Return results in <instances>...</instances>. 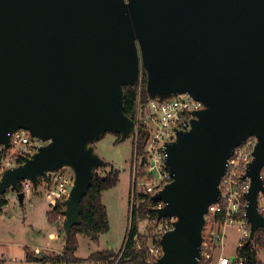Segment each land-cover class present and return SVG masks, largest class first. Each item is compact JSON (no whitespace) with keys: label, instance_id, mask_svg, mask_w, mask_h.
<instances>
[{"label":"water","instance_id":"1","mask_svg":"<svg viewBox=\"0 0 264 264\" xmlns=\"http://www.w3.org/2000/svg\"><path fill=\"white\" fill-rule=\"evenodd\" d=\"M146 73L149 100L189 94L202 102L192 127L167 145L172 182L152 199L157 221L175 218L158 264H199L209 206L235 149L257 142L245 177L253 241L264 228V0H0V145L26 130L45 144L0 178V196L37 187L69 167L63 231L80 224V203L107 161L95 144L136 134L125 86ZM148 137L147 130H139Z\"/></svg>","mask_w":264,"mask_h":264},{"label":"built area","instance_id":"2","mask_svg":"<svg viewBox=\"0 0 264 264\" xmlns=\"http://www.w3.org/2000/svg\"><path fill=\"white\" fill-rule=\"evenodd\" d=\"M202 108V102L195 100L189 94H181L165 100L156 98L148 100L146 104L138 102L135 119L137 130L135 151L131 161L130 211L134 209L136 195L153 196L172 182V175L165 164L168 157L167 145L176 140L179 131L191 129L196 112ZM139 130L148 131L147 138L142 135L145 139L142 152L138 150V134L141 133ZM256 142L255 137L248 138L235 149L228 160L226 172L220 182V200L211 204L205 215L202 256L199 264H213L219 249L220 254L215 264H247L244 258L237 254V249L247 243L250 236V223L245 216L247 204L245 195L250 189V179L245 177V174L253 159ZM44 144L42 140L31 137L30 133L23 129L12 134L8 148L0 145V178L6 169L18 167L37 151V147ZM262 179L264 182V167ZM73 185L74 173L71 168L64 167L57 172L49 173L48 179H42L37 187H34L29 180L21 181L20 191L24 193L25 200H28L32 199L33 193L42 186L37 194L45 199L46 209H51L57 202H64L67 199ZM157 203V209L165 206L164 202ZM259 211L264 215L263 194L259 196ZM175 220V218H166L157 221L155 238L151 245H148L149 264H158L163 255L161 243L158 244V241H161L162 236L173 228ZM233 225L239 227L240 239L235 253L226 255L223 253L226 231Z\"/></svg>","mask_w":264,"mask_h":264},{"label":"rangeland","instance_id":"3","mask_svg":"<svg viewBox=\"0 0 264 264\" xmlns=\"http://www.w3.org/2000/svg\"><path fill=\"white\" fill-rule=\"evenodd\" d=\"M135 135L124 141H120L117 135L107 133L95 144L97 153L110 164V167L106 171H109L112 167L119 171V182L116 186L105 190L102 194V200L107 207L109 216V230L101 234L99 241L96 243L87 236L79 235V248L76 252L77 260L73 264H103L89 261L88 258L93 253L103 250L119 251L124 244L129 229L131 161L135 151V144L133 143L135 142ZM98 170L99 173L105 174L102 169ZM42 188V186L37 188L35 193H33L34 196L31 195L33 198L24 200L23 204L20 203L14 191L10 190L4 197L0 196V201L5 198L9 203L8 206L0 207V264H37L36 262L27 261L24 246H12V243L21 240L46 242V239H48L47 230L51 231V222L48 216L50 210L46 209L45 199L43 200L41 195L37 194ZM63 221L64 218L59 219L60 223L57 224L56 222L60 230ZM138 228L141 235L148 236V244L151 245L155 238V231L158 228L157 223L145 219L139 222ZM43 233L46 234V238L43 237ZM62 239V243L65 244V239ZM239 239V227L235 225L230 226L226 231L223 253L226 255L234 254ZM38 249L36 248L31 252L36 255L57 253L51 247L46 248V250L39 249V252H37ZM219 254L220 249L215 255L213 264H215ZM258 256L261 263L264 264V250H260Z\"/></svg>","mask_w":264,"mask_h":264},{"label":"trees","instance_id":"4","mask_svg":"<svg viewBox=\"0 0 264 264\" xmlns=\"http://www.w3.org/2000/svg\"><path fill=\"white\" fill-rule=\"evenodd\" d=\"M124 90L125 113L135 120L138 102L146 104L149 100L146 92V73L142 72L140 84L125 86ZM117 137L119 140V135ZM144 141V137L139 133L138 150L140 152L144 149ZM108 167H110V164L107 162L106 166L100 168L105 174L99 173L98 169L96 170L90 189L80 203L81 222L71 229L69 237L64 234L62 225L61 230L65 239L62 252L36 255L31 250L26 249L28 262H36L37 264H73L77 260L76 252L79 248V235L87 236L96 243L99 241L100 235L109 230V216L107 207L102 200V194L105 190L117 185L119 182V171L114 167L106 171ZM0 204V207H4L8 202L3 198ZM157 205L158 203L152 199V195H136L134 209L130 211L129 229L122 248L119 251L103 250L93 253L88 260L103 264H149L148 236L145 237L140 234L138 224L145 219L157 222ZM64 209L63 202H57L49 209L48 216L51 224L64 218ZM159 243L160 241H158ZM260 250H264V228L257 230L252 242L249 244L245 243L242 247H239L237 254L244 258L247 264H262L258 256Z\"/></svg>","mask_w":264,"mask_h":264},{"label":"crops","instance_id":"5","mask_svg":"<svg viewBox=\"0 0 264 264\" xmlns=\"http://www.w3.org/2000/svg\"><path fill=\"white\" fill-rule=\"evenodd\" d=\"M8 204L6 206H8ZM58 223H60V222L58 221L57 224ZM50 227H51V231L47 230L48 231V239H46V242H41V241H37V240H35V241H33V240H31V241L21 240L19 242L12 243V246L13 245H21V246H24L25 249H29L31 251L36 249V248L46 250V248L51 247L57 253H61V251L63 250V247H64V244L62 243V241H63L62 238H64L63 232L60 230V228L57 227L56 223L51 224ZM53 235H54V237H53ZM43 237L46 238L45 233H43ZM25 252H26V250H25ZM42 254H45V253H42Z\"/></svg>","mask_w":264,"mask_h":264}]
</instances>
